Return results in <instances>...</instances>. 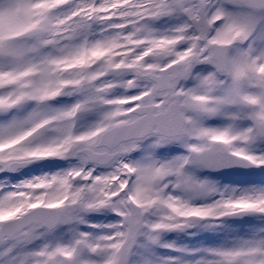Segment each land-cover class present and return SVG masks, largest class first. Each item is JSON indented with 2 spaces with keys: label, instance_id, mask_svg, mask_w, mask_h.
<instances>
[{
  "label": "snow or ice",
  "instance_id": "obj_1",
  "mask_svg": "<svg viewBox=\"0 0 264 264\" xmlns=\"http://www.w3.org/2000/svg\"><path fill=\"white\" fill-rule=\"evenodd\" d=\"M0 264H264V0H0Z\"/></svg>",
  "mask_w": 264,
  "mask_h": 264
}]
</instances>
